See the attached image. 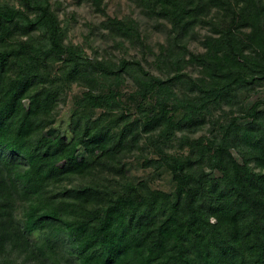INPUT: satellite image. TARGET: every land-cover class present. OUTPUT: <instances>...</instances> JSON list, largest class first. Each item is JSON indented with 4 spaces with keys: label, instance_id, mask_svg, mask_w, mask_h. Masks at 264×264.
Returning a JSON list of instances; mask_svg holds the SVG:
<instances>
[{
    "label": "rangeland",
    "instance_id": "1",
    "mask_svg": "<svg viewBox=\"0 0 264 264\" xmlns=\"http://www.w3.org/2000/svg\"><path fill=\"white\" fill-rule=\"evenodd\" d=\"M95 1L31 0L50 7L63 45L81 57L46 52L51 46L48 29L29 24L24 16L0 25V52H10L0 74V95L12 89L25 108L33 97L47 98L35 116L32 143L45 137L59 140L65 145L56 152L65 147L89 165L86 172L77 173L63 171L66 159L57 163L61 173L46 181L41 192L61 220L49 219L44 229L26 237L28 244L40 236L50 238L63 264H82L70 254L66 234L56 233L63 221L98 226L107 205L132 194L145 200L143 212L156 201L154 228L190 187L200 195L239 187L226 175L225 165L217 164L215 154L234 117H240V127L231 129L229 151L247 174L248 193L258 198L259 189L264 191V162L258 161L255 138L244 135L246 126L263 132L264 78L226 85L235 73L231 67L258 75L264 66V17L260 22L249 16L233 19V6H245V0H175L173 6L168 0ZM256 2L264 6V0ZM178 7L194 10L197 16L192 12L190 18L184 15L187 22L181 21L175 16ZM6 8L22 9L32 19L39 14L24 0H0V11ZM230 28L234 35L223 36ZM233 38L235 47L229 44ZM123 60L139 61L148 73L130 65L108 74L97 65L100 61L118 69ZM213 82H219L218 88L210 91ZM93 97H101L100 103ZM255 103L261 111L258 118L246 116ZM184 175L190 179L180 190ZM247 180H255L254 187ZM81 189L90 190L88 202L68 192ZM24 193L18 185L6 207L0 201V219L10 223L12 235L19 232ZM251 218L248 215V221ZM23 242L14 236L0 253V264H50ZM192 244L179 246L171 240L158 251L157 261L178 264L181 251L191 253Z\"/></svg>",
    "mask_w": 264,
    "mask_h": 264
},
{
    "label": "trees",
    "instance_id": "2",
    "mask_svg": "<svg viewBox=\"0 0 264 264\" xmlns=\"http://www.w3.org/2000/svg\"><path fill=\"white\" fill-rule=\"evenodd\" d=\"M24 1L27 6L39 12L37 17L32 19L22 9L6 8L0 11V25L3 22L13 21L18 16H24L29 24L43 25L48 29L51 46L46 52H67L81 57L72 47L63 45L58 18L48 5L34 4L31 0ZM168 3L172 6L176 5L175 0H168ZM236 5L238 4L233 6V12H236L232 15L233 19L246 20L250 17L253 22H260L264 17V6H260L256 0H245V6L242 7ZM177 9L179 11L175 16L178 19L180 17L181 21L187 22L184 15H187V18L194 16L193 13L197 16L194 10L189 11L184 7ZM176 22L179 20L176 19ZM182 23L184 26L188 24ZM231 35H234L232 28L223 36L228 38ZM231 41H229L230 46L235 47L234 38ZM9 56V51L0 52V74L5 70ZM236 63L239 66L240 63ZM97 65L108 74L118 73L130 65H138L142 72L148 73L141 63L135 60H123L118 69H113L100 61ZM229 70L235 73L226 85L250 83L264 78V66L260 67L258 75H254L253 72L246 73L243 68L231 67ZM194 83L199 88H203L199 82L194 80ZM213 84L208 90L215 91L219 82ZM38 98V96L33 97L30 106L25 108L22 98L17 99L12 89L0 95V201H5L6 207L10 202L8 198H12L18 185L24 190L26 201L18 233L12 235L10 223L0 219V253L14 236H20L24 238L25 245L33 246L31 253L37 252L50 264H63L50 238L44 239L40 236L32 244H28L26 237L44 229L49 219H60L56 207L44 199L41 192L46 181L61 173L57 163L64 158L67 160V165L65 164L63 171L77 173L86 172L89 165L83 158L76 157L65 147L56 152L57 148L65 145L59 140L45 137L40 142L32 143L31 139L37 130L35 116L39 106L48 102L47 98ZM93 98L96 104L100 103L101 97L100 100L99 97ZM261 104L264 105V100ZM258 108L259 103L253 104L246 112V116L258 118L261 113ZM239 118H233L215 151L217 164L225 165L228 173L225 172L226 175L232 177L239 187L218 191L215 189L217 193L211 190L207 195H200L197 188L190 187L182 201L179 200L168 207L169 212L164 216L165 219L154 228H151V224L155 223L152 212L156 210V201L152 200L143 212L142 205L145 200L126 194L105 207L98 226L88 222H61V227L56 228V233L62 231L66 234L72 248L70 254L76 255L77 261L82 264H161L157 261L158 251L165 249L168 242L174 240L175 244L182 246L185 241L193 240L192 252L181 251L178 264H264V224H262L264 223V191L259 189L258 198L253 196V192L252 195L248 193L250 189L244 181L247 174L228 147L231 129L237 131L240 127ZM262 131L256 133L246 126L244 132L245 137L255 138V150L260 154L258 161L261 163L264 162V129ZM7 150L10 153L6 154ZM23 162L25 164H22ZM262 166L264 167V163ZM189 179L188 175L183 176L179 184L180 190L185 189L184 186L188 184ZM247 182L254 187L255 180H247ZM68 192L76 200L82 199L88 202L90 199L91 192L87 189ZM244 192L247 195H244ZM212 195L215 197L214 203ZM208 202L213 203V206L208 207L206 205ZM248 215H252L250 221Z\"/></svg>",
    "mask_w": 264,
    "mask_h": 264
}]
</instances>
